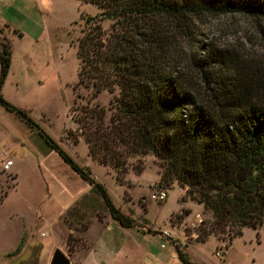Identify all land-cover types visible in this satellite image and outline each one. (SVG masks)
Wrapping results in <instances>:
<instances>
[{
	"label": "rangeland",
	"instance_id": "rangeland-1",
	"mask_svg": "<svg viewBox=\"0 0 264 264\" xmlns=\"http://www.w3.org/2000/svg\"><path fill=\"white\" fill-rule=\"evenodd\" d=\"M98 12L89 0H0V40L13 43L2 93L26 109L79 165L90 168L137 227L124 228L112 219L103 199L42 136L0 105V264H50L56 249L71 264H81L88 252H92L90 264H147L146 259L165 264L173 250L186 253L197 264H264V222L257 229L245 227L233 240L210 235L202 241L194 232L202 220V227H209L213 217L204 213L202 204L183 201L185 189L177 182L159 185L163 169L155 156L129 159L128 172L119 181L114 168L90 154L76 120L86 107L105 109L108 120L117 94L103 90L94 97L92 89L78 84L77 40L87 28L86 18ZM195 26L197 41L175 46L181 80L195 97L208 102L212 96L215 85L206 83L196 63L208 61L218 49L222 61L218 75L226 82L233 77L246 82L264 103V21L228 14L204 18ZM102 27L111 33L112 20L102 21ZM7 159L14 166L5 171L1 162ZM56 176L67 181L68 192L54 182ZM159 191L167 192L165 200L153 199ZM71 192L83 196L77 201L78 210H70ZM163 230L174 237L164 250ZM175 264H182L180 258Z\"/></svg>",
	"mask_w": 264,
	"mask_h": 264
},
{
	"label": "trees",
	"instance_id": "trees-1",
	"mask_svg": "<svg viewBox=\"0 0 264 264\" xmlns=\"http://www.w3.org/2000/svg\"><path fill=\"white\" fill-rule=\"evenodd\" d=\"M89 1L99 12L86 18L87 28L77 40L78 84L92 89L94 97L103 90L117 93L108 120L105 109L88 107L75 119L84 131L90 154L114 168L119 181L128 172L129 159L155 156L163 169L159 185L177 182L185 189L183 201L202 204L204 213L213 217L209 227H202V220L197 229L202 241L210 235L233 240L245 227L261 226L264 103L246 82L234 77L226 82L218 75L216 69L222 68L218 49L208 61L196 63L206 83L215 85L210 100L200 101L181 80L180 53L175 46L197 41L195 24L207 17L240 14L264 21V0ZM108 19L113 30L106 34L102 21ZM14 31L22 36L18 29ZM198 47L202 49L203 44ZM11 57L12 43L2 40L0 105L42 136L103 199L112 219L124 228L137 227L135 219L113 203L90 168L79 165L26 109L5 99L2 89ZM136 170L141 172L140 167ZM78 208L76 202L70 210ZM178 254L182 264H197L186 253L179 250Z\"/></svg>",
	"mask_w": 264,
	"mask_h": 264
},
{
	"label": "built area",
	"instance_id": "built-area-1",
	"mask_svg": "<svg viewBox=\"0 0 264 264\" xmlns=\"http://www.w3.org/2000/svg\"><path fill=\"white\" fill-rule=\"evenodd\" d=\"M3 170L7 171L13 166V161L11 159L3 160L1 162ZM167 196L166 191H159L157 194L153 195V199L155 200H165ZM194 236L197 238L198 233L194 232ZM161 237L164 240L162 244L160 245L161 249H167V243L174 240V237L172 236V233L168 230H163L161 232ZM171 260L167 261L165 264H175V261L179 260V254L176 251H172L171 253Z\"/></svg>",
	"mask_w": 264,
	"mask_h": 264
},
{
	"label": "crops",
	"instance_id": "crops-1",
	"mask_svg": "<svg viewBox=\"0 0 264 264\" xmlns=\"http://www.w3.org/2000/svg\"><path fill=\"white\" fill-rule=\"evenodd\" d=\"M9 23V22H8ZM8 25H11V26H13L12 24H8ZM14 27V26H13ZM0 42H1V40H0ZM12 49H13V43H12ZM11 63H12V61H11ZM9 76V75H8ZM8 78V77H7ZM7 80V79H6ZM25 147H26V145H25ZM29 148V150H30V152H34V150H32V148L31 147H28ZM24 153H25V148H22V149H20V155H24ZM13 166H14V163H13ZM12 166V167H13ZM39 168H41V167H39ZM14 173L16 174V171H14ZM16 176H17V174H16ZM54 182L58 185V187H60L61 189H63L65 192H68L67 190V181L66 180H64V179H62V178H58L57 176L54 178ZM91 190V189H90ZM89 190V191H90ZM88 191V192H89ZM88 192H86V193H88ZM85 193V194H86ZM84 194V195H85ZM82 194L81 193H79V192H71V193H69V198H70V202L71 203H73L72 204V206L79 200V199H81L83 196H81ZM71 206V207H72ZM65 214V213H64ZM63 214V215H64ZM61 217H62V215L60 216V219H61ZM136 228V227H135ZM17 247H19V244L17 245ZM16 247V248H17ZM91 253L92 252H88L87 253V255L83 258V260H82V262H81V264H90V262L91 261H89L90 260V257L92 256L91 255ZM153 260H149V259H146V263L147 264H152L153 262H152Z\"/></svg>",
	"mask_w": 264,
	"mask_h": 264
},
{
	"label": "water",
	"instance_id": "water-1",
	"mask_svg": "<svg viewBox=\"0 0 264 264\" xmlns=\"http://www.w3.org/2000/svg\"><path fill=\"white\" fill-rule=\"evenodd\" d=\"M50 264H71V260L61 250L56 249L52 255Z\"/></svg>",
	"mask_w": 264,
	"mask_h": 264
}]
</instances>
